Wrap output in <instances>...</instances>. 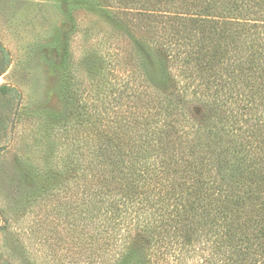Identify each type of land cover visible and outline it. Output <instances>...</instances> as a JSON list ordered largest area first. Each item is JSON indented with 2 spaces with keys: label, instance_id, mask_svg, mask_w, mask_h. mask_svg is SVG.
Here are the masks:
<instances>
[{
  "label": "trees",
  "instance_id": "obj_1",
  "mask_svg": "<svg viewBox=\"0 0 264 264\" xmlns=\"http://www.w3.org/2000/svg\"><path fill=\"white\" fill-rule=\"evenodd\" d=\"M78 2L128 41L122 87L76 110L61 179L23 196L12 175L8 204L63 192L89 264H264V0Z\"/></svg>",
  "mask_w": 264,
  "mask_h": 264
},
{
  "label": "rangeland",
  "instance_id": "obj_2",
  "mask_svg": "<svg viewBox=\"0 0 264 264\" xmlns=\"http://www.w3.org/2000/svg\"><path fill=\"white\" fill-rule=\"evenodd\" d=\"M73 1L0 0V148H6L0 174H7L0 180V209L7 221L0 231V264H89L91 259V223L82 212L73 216L53 195L63 192L54 188L35 201L20 196L29 188L42 194L38 191L48 180L54 185L61 179L48 171L61 165L59 154L86 149V124L78 122L76 110L81 104L90 109L113 89L117 95L126 74L109 54L128 41L114 33L104 15L86 3L73 9ZM10 176L22 183V192L9 205Z\"/></svg>",
  "mask_w": 264,
  "mask_h": 264
}]
</instances>
